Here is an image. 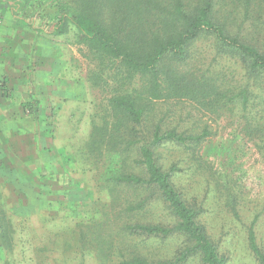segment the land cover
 Masks as SVG:
<instances>
[{"label": "rangeland", "instance_id": "374dc122", "mask_svg": "<svg viewBox=\"0 0 264 264\" xmlns=\"http://www.w3.org/2000/svg\"><path fill=\"white\" fill-rule=\"evenodd\" d=\"M25 13L22 0H0V210L11 235L7 243L0 237V264H119L116 250L107 258V246L93 238L90 217L110 200L101 181L111 159L107 139L94 147L93 136L113 120L108 99L121 85L76 42L72 26L61 35L38 32L24 22ZM226 17L220 20L233 32L249 34ZM33 97L40 102L38 116L24 105ZM158 124L186 134L209 132L194 148L160 147L159 163L175 166L177 188L199 210L226 264H258L248 232L255 221L264 250V154L241 133L244 120L190 97L159 100L137 126L136 145L150 141ZM117 229L111 222L100 231L117 241ZM82 230L92 238L81 240ZM182 244L157 239L143 253L172 258Z\"/></svg>", "mask_w": 264, "mask_h": 264}, {"label": "trees", "instance_id": "16d2710c", "mask_svg": "<svg viewBox=\"0 0 264 264\" xmlns=\"http://www.w3.org/2000/svg\"><path fill=\"white\" fill-rule=\"evenodd\" d=\"M22 3L28 17L24 22L38 32L61 35L72 26L76 42L87 45L102 73L112 76V71L121 85L122 90L108 99L113 120H106V126L96 128L93 136L94 147L107 139L111 158L101 174L110 200L90 217L97 230L93 238L107 246L103 249L106 257L110 259L116 250L119 264H185L194 258L202 264H226L200 222L199 210L177 188L175 166L165 169L157 156V150L167 144L200 146L209 132L186 134L174 128L163 130L158 124L150 141L136 145L135 137L137 126L154 102L190 97L244 120L241 133L264 154V107L260 106L264 104V48L257 46L264 43V21H260L264 0ZM222 13L249 34L241 37L233 32L220 20ZM39 104L33 97L24 105L38 116ZM111 222L118 226L117 241L114 234L100 231ZM8 224L9 219L0 210L4 243L11 238ZM254 224L248 232V243L258 264H264V250L257 242ZM89 232L82 230L80 239L92 238ZM168 238L183 243L174 257L153 260L143 253L157 239Z\"/></svg>", "mask_w": 264, "mask_h": 264}]
</instances>
